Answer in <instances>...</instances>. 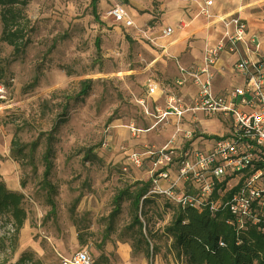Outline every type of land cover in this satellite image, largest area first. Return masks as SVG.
<instances>
[{
	"label": "rangeland",
	"instance_id": "rangeland-1",
	"mask_svg": "<svg viewBox=\"0 0 264 264\" xmlns=\"http://www.w3.org/2000/svg\"><path fill=\"white\" fill-rule=\"evenodd\" d=\"M127 3L97 0L94 15L92 0H29L24 13L31 32L24 52L15 56L0 42L5 68L0 86V181L23 194L26 212L14 243L12 224L0 217V264H14L25 253L32 254L28 264H66L81 251L92 260L104 254L109 264H182L164 239L155 241L158 252L152 258L131 250L134 230L126 228L132 208L125 194L118 213H113L120 194L149 180V161L135 168L128 154L159 149L177 128L169 121L132 136L127 127L149 129L155 121L150 115L155 107H164L167 95L189 103L178 87L164 90L168 80L158 82L153 73L140 72L151 60L147 38L107 15L114 5L126 9ZM148 81H157L164 95L148 98ZM228 124L221 116L197 113L180 126L192 132V141H177L176 146L187 150L200 142L211 144ZM12 141L19 142L24 155L12 156ZM47 148L52 191L43 179ZM149 201L143 218L148 229L159 234L177 206L162 198Z\"/></svg>",
	"mask_w": 264,
	"mask_h": 264
},
{
	"label": "built area",
	"instance_id": "built-area-1",
	"mask_svg": "<svg viewBox=\"0 0 264 264\" xmlns=\"http://www.w3.org/2000/svg\"><path fill=\"white\" fill-rule=\"evenodd\" d=\"M210 5L205 2V7ZM107 15L124 28L135 29L122 6H113ZM202 15L209 17L206 11ZM225 24L233 26L232 33H226L216 46L204 50L200 67L179 68L180 76L174 85H191L195 89L189 103L167 95L164 107H155V114L150 115L155 121L149 129L138 130L133 124L127 127L136 136L172 121L177 127L175 132L159 149L131 152L127 157L135 168H140L143 160L149 161L150 187L143 199L162 198L182 209L208 210L211 215L226 212L225 223L237 234L249 229L264 234V56L256 60L240 56L247 26L238 16ZM171 33L167 28L163 36ZM222 53L237 56L232 70L243 79V85L218 96L212 90L213 68ZM157 94L164 95L154 82L148 81L146 96L152 99ZM197 113L204 117L221 116L223 123L229 122L228 127L211 144L200 142L199 146L184 150L176 146L177 141L190 142L193 134L180 126ZM65 263L92 264L93 260L81 251Z\"/></svg>",
	"mask_w": 264,
	"mask_h": 264
},
{
	"label": "trees",
	"instance_id": "trees-1",
	"mask_svg": "<svg viewBox=\"0 0 264 264\" xmlns=\"http://www.w3.org/2000/svg\"><path fill=\"white\" fill-rule=\"evenodd\" d=\"M96 2L97 0H92L94 15ZM28 3L29 0H0V42L10 46L15 56L24 52L29 44L28 35L31 28L24 13ZM4 77L5 68L0 61V86ZM86 89L87 86L81 93L84 94ZM12 145L15 146V153H12L14 158L24 155V149L19 142L12 141ZM48 152L47 148L43 157V179L46 181V187L52 191L53 188L47 181L51 169ZM149 187V181L141 183L132 191L127 190L115 199L113 213L119 211L118 202L121 195L125 194L131 202L132 219L126 230L128 232L134 230L132 234L134 238L130 239L132 243L129 245L132 251L141 250L144 258H152L158 252L155 241L164 239L169 242V252L174 260L182 264H264V234L254 229L237 234L225 223L228 218L226 212L211 215L208 210L197 212L177 207L159 234L150 231L148 219L143 218L145 213L142 210L146 204L151 203L149 201L151 197L143 199ZM23 200L22 193L9 190L0 181V217H7L12 224L13 243L26 220V212L22 208ZM50 204L53 210V204L51 202ZM77 238L81 240L79 235ZM220 243L222 245H219ZM13 250L14 247L11 246V251ZM31 261L32 254L25 253L14 264H28ZM92 264H109L108 257L101 254Z\"/></svg>",
	"mask_w": 264,
	"mask_h": 264
},
{
	"label": "crops",
	"instance_id": "crops-1",
	"mask_svg": "<svg viewBox=\"0 0 264 264\" xmlns=\"http://www.w3.org/2000/svg\"><path fill=\"white\" fill-rule=\"evenodd\" d=\"M208 1L211 5L205 7V2ZM127 2V8H123L135 29L147 38L145 41L150 46L148 54L151 60L146 61L140 72L153 73L158 82L168 80L165 84L166 89L164 88L167 93L170 86H175L174 82L180 76L179 68L189 70L200 67L204 50L216 46L226 33H232L233 26L225 24L231 17L238 16L247 26L244 43L240 46V56L251 60L264 56V0H127ZM203 11H206L209 17L202 15ZM167 28L172 30L169 37L163 36V31ZM131 33L136 37L139 35ZM254 46H258L257 51L254 50ZM236 58L237 56L227 53L219 56L213 68L212 90L216 95L227 94L243 85V79L232 70ZM153 82L159 86L157 81ZM178 88L184 96L191 97L195 93L191 85ZM158 97L157 94L152 99ZM119 249L126 252L124 245H119Z\"/></svg>",
	"mask_w": 264,
	"mask_h": 264
}]
</instances>
